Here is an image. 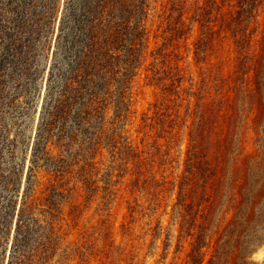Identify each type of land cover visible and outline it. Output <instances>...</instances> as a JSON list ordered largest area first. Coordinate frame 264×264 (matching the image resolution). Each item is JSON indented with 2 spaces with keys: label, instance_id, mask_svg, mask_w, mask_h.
Segmentation results:
<instances>
[{
  "label": "trees",
  "instance_id": "obj_1",
  "mask_svg": "<svg viewBox=\"0 0 264 264\" xmlns=\"http://www.w3.org/2000/svg\"><path fill=\"white\" fill-rule=\"evenodd\" d=\"M5 41L0 264H264V0H0Z\"/></svg>",
  "mask_w": 264,
  "mask_h": 264
},
{
  "label": "rangeland",
  "instance_id": "obj_2",
  "mask_svg": "<svg viewBox=\"0 0 264 264\" xmlns=\"http://www.w3.org/2000/svg\"><path fill=\"white\" fill-rule=\"evenodd\" d=\"M6 43L7 42L5 41V43L0 46V50L2 51L3 54H6V50H5ZM47 60H48L47 58L39 57L38 64L41 68L43 67L44 70L46 69L47 66ZM37 122H38V115H36L35 110H31V112L26 116V118L23 121V127L27 132L28 136H31L33 130L36 127ZM254 259L259 263L264 262V249H261L258 252H256V254L254 255Z\"/></svg>",
  "mask_w": 264,
  "mask_h": 264
}]
</instances>
